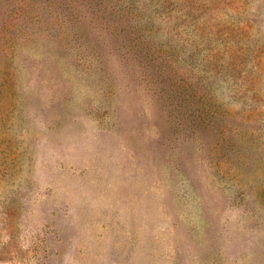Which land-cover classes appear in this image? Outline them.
<instances>
[{"label":"rangeland","instance_id":"obj_1","mask_svg":"<svg viewBox=\"0 0 264 264\" xmlns=\"http://www.w3.org/2000/svg\"><path fill=\"white\" fill-rule=\"evenodd\" d=\"M0 264H264V0H0Z\"/></svg>","mask_w":264,"mask_h":264}]
</instances>
